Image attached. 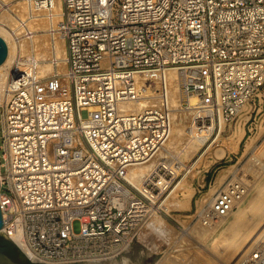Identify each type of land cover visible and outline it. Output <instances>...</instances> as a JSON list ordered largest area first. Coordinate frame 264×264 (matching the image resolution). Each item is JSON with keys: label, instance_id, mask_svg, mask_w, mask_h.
Segmentation results:
<instances>
[{"label": "built area", "instance_id": "built-area-1", "mask_svg": "<svg viewBox=\"0 0 264 264\" xmlns=\"http://www.w3.org/2000/svg\"><path fill=\"white\" fill-rule=\"evenodd\" d=\"M0 26L16 49L0 97L2 232L33 263L130 249L185 171L170 147L180 112L208 140L263 113L264 0H0ZM248 193L231 180L197 222ZM240 264H264V233Z\"/></svg>", "mask_w": 264, "mask_h": 264}, {"label": "rangeland", "instance_id": "rangeland-1", "mask_svg": "<svg viewBox=\"0 0 264 264\" xmlns=\"http://www.w3.org/2000/svg\"><path fill=\"white\" fill-rule=\"evenodd\" d=\"M243 122V120H238L226 124L221 134L216 131L207 144L186 161V164L190 165L192 170L185 169L173 184L172 190L165 194L152 208L149 221L142 228L138 239L129 250L117 258L87 264H113L114 262L115 264H199L203 262L207 253L202 251V249L204 250L203 243L209 248H213L214 241L218 243L221 240L218 241L217 238L220 239L231 234V229L226 227V229L224 227L217 228L206 235H210V238L205 235L198 238L195 233L199 228H202L203 224L197 222L195 218L196 211L210 202L215 192L225 188L231 180H243L246 184H250L248 180L252 179L251 171L259 166L256 165L255 167V159L264 162V155L260 153L262 149H259V147H264V109L256 121L252 120L244 126L246 134L240 142L236 143L238 126ZM243 125H245V122ZM252 139H255L254 145L249 147ZM218 149L225 151L223 156L219 157L217 155ZM200 157H202L201 162L199 161ZM183 179L194 188L195 194L189 209L178 211L173 208H175L174 204L177 200L179 201L182 198L181 192L183 191L181 188H177L176 193L174 192L176 195H171V193ZM168 208H170L169 211ZM232 218L233 216L229 215L227 219H224L228 222ZM221 232L225 234L222 235ZM0 238H3L2 234H0ZM198 239H201L199 241L202 243ZM183 256L186 258H183ZM22 260L27 263L31 262L27 258L14 257L10 253L0 251V264H23Z\"/></svg>", "mask_w": 264, "mask_h": 264}, {"label": "bare ground", "instance_id": "bare-ground-1", "mask_svg": "<svg viewBox=\"0 0 264 264\" xmlns=\"http://www.w3.org/2000/svg\"><path fill=\"white\" fill-rule=\"evenodd\" d=\"M0 36L3 37L6 43L8 44L7 58L4 61V63L0 65V97H1L3 88L6 82L8 81L9 75L11 73L12 62L15 57L16 49L11 44L8 32L2 26H0ZM51 71H52V67L50 65H44L41 67L40 74L42 76H45L51 73ZM177 87H175V93L173 94L174 103H176L177 97H178ZM144 104H145V101L141 102V104L137 106V109L138 110L142 109ZM189 121H190L189 114H187L186 112L179 113V115L177 116L175 127H174L170 147H173L174 149L172 150L177 155H179L182 163L185 165V169L188 170L189 168V170L190 169L192 170V167L190 165H187L186 161L189 160V158L192 157L193 154L197 153L199 149H201L203 146L207 144L208 138L211 132H209L208 134H205V133L202 135L199 134L197 136L195 133V130H191L189 128ZM243 123L240 126H238L236 143L240 142L246 134V130L244 128L245 125H243ZM252 140H251V143H249V147L254 145L255 139H252ZM259 149L260 150L262 149L260 153L264 155V147L263 146L259 147ZM224 153L225 151L220 149L217 152V155L221 157L224 155ZM202 157H200L199 161L202 159ZM255 160H256L254 164L255 167L256 165H259V166H257L256 169L254 170L252 169L251 171L252 179L248 180V182L250 183L248 184L249 193L241 202L238 203V206H237L238 209L233 210L229 214L233 216L232 220L227 222L226 221L227 217L220 218L219 220L213 223H210L208 225L206 224L203 225L202 228H199V230H197V232L195 233L197 234L198 238H200L203 235L206 236L207 234H209L210 231L212 232V230H216L217 228L224 227V229L226 228L231 229V234L223 238L220 235L222 239L220 237H219L220 239L217 238L216 240L218 241L221 240L218 243H216L217 241H214L215 244L214 245L212 244L213 248H209L204 243L202 246L201 244L202 242L199 241L201 239H198V241L201 242L200 245L204 247V250L202 249V251L207 252L206 258L204 259V261L202 260L203 262H200L199 264H240L244 256L248 253V251L253 246L259 244L261 237L264 233V162L260 159H255ZM144 170L145 169L141 171H144ZM136 172H139V170H137ZM134 182L136 181L134 180ZM177 188L182 189L183 191L181 192L182 198L179 201L177 200L175 204L173 203L175 205V208L173 209L178 210V211L182 209H186V210L189 209L190 204L195 194L194 188L191 185H188L185 179H183L176 185L171 195L176 193V191L178 190ZM169 209L170 208H168L167 210L169 211ZM221 233L222 235L225 234L224 232H221ZM210 234L212 235V233ZM209 236H206V237L208 238ZM198 252H201V251H198ZM184 257L185 256H183V258ZM113 264H115V262Z\"/></svg>", "mask_w": 264, "mask_h": 264}, {"label": "water", "instance_id": "water-1", "mask_svg": "<svg viewBox=\"0 0 264 264\" xmlns=\"http://www.w3.org/2000/svg\"><path fill=\"white\" fill-rule=\"evenodd\" d=\"M8 55V46L6 41L4 40L3 37L0 36V65L4 63ZM0 189H1V182H0ZM4 227V222H3V212H2V206L0 203V234H2L3 239L9 240V238L2 232V229ZM10 241V240H9ZM19 256L23 259H26L24 254L19 250Z\"/></svg>", "mask_w": 264, "mask_h": 264}, {"label": "trees", "instance_id": "trees-1", "mask_svg": "<svg viewBox=\"0 0 264 264\" xmlns=\"http://www.w3.org/2000/svg\"><path fill=\"white\" fill-rule=\"evenodd\" d=\"M0 251L10 253L14 257L17 256L19 253V249L12 241L5 240L3 238H0ZM29 264L35 263L29 262Z\"/></svg>", "mask_w": 264, "mask_h": 264}, {"label": "flooded vegetation", "instance_id": "flooded-vegetation-1", "mask_svg": "<svg viewBox=\"0 0 264 264\" xmlns=\"http://www.w3.org/2000/svg\"><path fill=\"white\" fill-rule=\"evenodd\" d=\"M18 257H19V253H18V255H17ZM23 259V258H22ZM23 261V260H22ZM23 264H29V263H27V262H25V261H23Z\"/></svg>", "mask_w": 264, "mask_h": 264}, {"label": "clouds", "instance_id": "clouds-1", "mask_svg": "<svg viewBox=\"0 0 264 264\" xmlns=\"http://www.w3.org/2000/svg\"><path fill=\"white\" fill-rule=\"evenodd\" d=\"M162 235V234H161Z\"/></svg>", "mask_w": 264, "mask_h": 264}]
</instances>
